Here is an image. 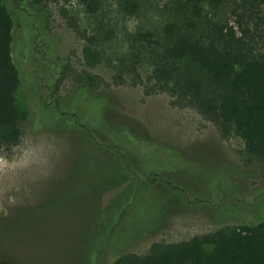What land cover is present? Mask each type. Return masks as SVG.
Instances as JSON below:
<instances>
[{"label":"rangeland","instance_id":"374dc122","mask_svg":"<svg viewBox=\"0 0 264 264\" xmlns=\"http://www.w3.org/2000/svg\"><path fill=\"white\" fill-rule=\"evenodd\" d=\"M133 1L139 8L130 13L126 4ZM180 1L101 0L90 14L78 0H4L14 21L22 136L0 150V264H92L96 257L107 264L125 247L143 254L155 241L187 240L264 216V165L246 162L238 136H222L196 108L152 87L161 46L135 36L152 31L160 38ZM84 33L96 36L101 55L92 69L84 63ZM61 59L102 80L91 90L108 95L106 106L88 114L74 76L54 87V61ZM54 94L69 118L125 127L137 141L162 145L166 157L127 159L142 186L124 183L121 162L98 149L84 127L52 125L54 110L48 123L40 118ZM159 168L171 170L174 183ZM132 187V204L118 214L129 197L122 191ZM232 207L236 213L228 214Z\"/></svg>","mask_w":264,"mask_h":264},{"label":"trees","instance_id":"16d2710c","mask_svg":"<svg viewBox=\"0 0 264 264\" xmlns=\"http://www.w3.org/2000/svg\"><path fill=\"white\" fill-rule=\"evenodd\" d=\"M33 1L39 3L42 0ZM78 1L90 14L96 13L101 7V0ZM263 6L264 0H181L174 9L172 18L162 27L160 38L152 31H139L135 36L139 42L161 46L150 77L153 89L169 93L178 105L196 108L216 124L222 136H238L244 144L246 162L262 165ZM138 8L136 1L126 4L130 13L136 12ZM13 26V17L4 0H0V150L17 144L22 136L19 125L20 108L16 98L20 75L12 53ZM83 35L86 39L83 48L84 63L86 69H92L101 60L100 52L94 47L97 38L85 33ZM54 64V73L57 75L55 88L65 78L74 76L78 82V93L83 95L89 106L88 114L106 106L108 95L91 90L97 89L102 82L95 74L88 70L79 74L70 63L65 64L62 59L54 61ZM55 95L54 103L41 109L40 118L48 123L52 120L50 110H54L52 125L61 124L68 129L84 127L96 141L98 149L111 152L121 162L124 183L142 186L130 171L127 159L153 157L162 161L166 157L159 152L162 145L144 137L137 141L131 137L132 134L126 132L125 127L102 129L89 123L84 124L86 115L74 114L69 118V114L60 109ZM159 170L167 176L166 179L173 182L171 170ZM149 183L158 184L157 181H148L146 185H150ZM133 188L128 192L125 189L122 191L128 193L129 197L117 207L118 214L132 204L136 191ZM263 195L264 192L259 194ZM249 210L258 214L257 208ZM226 212L235 214L236 209L232 207ZM262 216L258 215V219L252 222L224 226L187 240L155 241L143 254L126 251L125 247L113 254L107 264H264ZM106 220L100 222L106 223ZM110 225L107 229H110ZM92 264H99L97 257Z\"/></svg>","mask_w":264,"mask_h":264},{"label":"flooded vegetation","instance_id":"af4514ba","mask_svg":"<svg viewBox=\"0 0 264 264\" xmlns=\"http://www.w3.org/2000/svg\"><path fill=\"white\" fill-rule=\"evenodd\" d=\"M38 11V10H37Z\"/></svg>","mask_w":264,"mask_h":264}]
</instances>
